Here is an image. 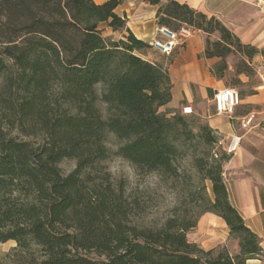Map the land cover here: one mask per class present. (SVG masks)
<instances>
[{
    "label": "trees",
    "instance_id": "16d2710c",
    "mask_svg": "<svg viewBox=\"0 0 264 264\" xmlns=\"http://www.w3.org/2000/svg\"><path fill=\"white\" fill-rule=\"evenodd\" d=\"M124 1L0 0V244L16 243L0 264H247L263 254L229 199L223 173L231 155L216 152L219 132L208 124L196 131L167 108L168 70L143 58L152 46L117 13ZM151 4L159 6L160 26L207 35L204 56L219 60L210 68L218 81L229 75L234 54L241 57L238 83L241 75L256 76L252 60L264 51L243 44L218 19L177 2ZM106 29L120 37H105ZM108 135L139 175L163 182L178 180L191 157L212 195L203 185L186 196L200 217L226 222L240 253L190 243L200 217L189 211L144 224L142 198L116 187L106 171ZM67 160L76 168L66 175L60 165Z\"/></svg>",
    "mask_w": 264,
    "mask_h": 264
},
{
    "label": "crops",
    "instance_id": "0c3cea01",
    "mask_svg": "<svg viewBox=\"0 0 264 264\" xmlns=\"http://www.w3.org/2000/svg\"><path fill=\"white\" fill-rule=\"evenodd\" d=\"M98 4L108 0H94ZM154 0H125L117 13L128 19V28L140 40L151 45L162 40L158 22L159 6L151 4ZM161 4L177 2L208 17L222 22L240 41L248 46L264 51V0H157ZM207 35L199 30L184 44L174 50L171 57L149 49L143 58L167 68L172 81L173 100L167 108L178 110L186 106L188 113L193 110L194 94L202 99L208 97V90L215 95L221 89V83L211 75L210 68L218 59H206L204 56ZM233 70V65H230ZM256 72L253 79L241 75L244 84L251 85L254 95L241 99L237 108L256 114L257 127L251 131L239 128V119L247 114L235 115L233 123L229 118L216 115L208 116L207 123L222 135V147L225 149L232 136L241 137L237 152L224 165V180L231 204L240 212L246 225L260 238L263 254L249 260L247 264H264V55L259 53L252 60ZM185 102L186 104H181ZM181 104V105H180ZM236 110V111H237ZM192 112V111H191ZM229 120H227V119ZM190 243L204 250L227 248L231 255L240 253L238 240L230 236L226 222L214 215L204 214L197 227L187 235Z\"/></svg>",
    "mask_w": 264,
    "mask_h": 264
},
{
    "label": "rangeland",
    "instance_id": "374dc122",
    "mask_svg": "<svg viewBox=\"0 0 264 264\" xmlns=\"http://www.w3.org/2000/svg\"><path fill=\"white\" fill-rule=\"evenodd\" d=\"M175 25L177 26V24H174V27H176ZM169 29L176 31L173 27ZM104 36L114 37L115 39L120 37L118 34L113 35L111 30L108 29L104 31ZM219 37V34H215L211 37V39L212 41H216ZM228 59L230 61V65H233V70H230L226 79L219 81L221 83V89H237L240 94V98L243 99L246 94L251 92V85H253L256 80H253L250 84H239L235 75V69L236 65L240 62L241 57L234 54L230 55ZM97 91L98 94H100L101 87H98ZM213 97V93L212 97L208 94V97L203 100L201 96L195 93L193 110H191L192 112L190 111L188 113V109H185L187 108L186 106H181L180 109H178L183 116L188 118L196 131L200 125L208 124V116L217 115ZM181 104L185 105L186 103L182 102ZM98 106L102 110L104 116H106V107L103 104H99ZM248 112L249 111L243 109H238L236 111V115L247 114ZM229 121L231 123L233 122L231 120ZM233 124L237 128V125H235V123ZM219 138L223 140L221 134H219ZM222 140L219 145V150L216 151L217 153H220L221 149L224 150L221 146ZM120 145L121 143L114 135H108L107 146L110 150V158L104 165L106 171L110 173L112 182L116 187L124 186L128 194H139L140 198H142L143 202L147 206V213L142 218V222L144 224L161 225L166 221V219L172 217L174 214L178 213V215H182L185 211L190 212L189 217L193 218V220H197L200 217L202 209L196 208L190 203L188 196H186V191L191 190L192 192H195L197 191L198 186L200 187L205 185L208 195L211 196V184L208 181L202 180L201 175L193 165L191 157L186 158L182 162V175L178 180L163 182L157 175H139L134 166L118 157L116 152ZM60 167L63 173L67 175L76 168V162L67 160L62 162ZM15 246V242L0 244V257L8 253Z\"/></svg>",
    "mask_w": 264,
    "mask_h": 264
},
{
    "label": "built area",
    "instance_id": "2783aa9c",
    "mask_svg": "<svg viewBox=\"0 0 264 264\" xmlns=\"http://www.w3.org/2000/svg\"><path fill=\"white\" fill-rule=\"evenodd\" d=\"M162 40L154 41L152 48L163 54L166 57H171L176 47L184 44L196 32L195 29L183 25L179 30L173 31L168 28L160 29ZM217 115H221L232 119L236 115V110L240 105L241 98L237 89L224 88L217 91L213 97ZM239 128L244 131H251L257 127L256 114L249 113L239 119ZM241 144V137L232 136L228 146L224 151L228 155H233L237 152Z\"/></svg>",
    "mask_w": 264,
    "mask_h": 264
}]
</instances>
